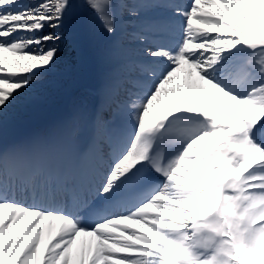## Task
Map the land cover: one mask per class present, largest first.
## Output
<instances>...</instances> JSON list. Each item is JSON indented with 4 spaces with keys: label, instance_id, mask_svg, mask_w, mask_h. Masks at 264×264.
<instances>
[{
    "label": "snow or ice",
    "instance_id": "6c2138e0",
    "mask_svg": "<svg viewBox=\"0 0 264 264\" xmlns=\"http://www.w3.org/2000/svg\"><path fill=\"white\" fill-rule=\"evenodd\" d=\"M80 8L114 66L56 132L0 140V264H264V0H0V125Z\"/></svg>",
    "mask_w": 264,
    "mask_h": 264
},
{
    "label": "rangeland",
    "instance_id": "374dc122",
    "mask_svg": "<svg viewBox=\"0 0 264 264\" xmlns=\"http://www.w3.org/2000/svg\"><path fill=\"white\" fill-rule=\"evenodd\" d=\"M131 2V0H130ZM154 9H150L148 11L151 10H155ZM164 9V8H162ZM147 14V11H143L141 14ZM86 15V13H85ZM89 15H87L88 17ZM90 20H91V31L93 33H103V31L101 30L100 26H99V22L95 21L94 19H92L91 16ZM125 20H124V31L126 33H132L129 32V28L133 27L134 30H138V23H141L139 20L137 19H132L129 18L127 16H125ZM78 25H80V17L78 15V13H76V15L73 18V22H72V26L73 27H77ZM47 30V29H46ZM61 30V29H60ZM58 30L61 39L59 41H57V43L54 45L55 47H57L58 49V53H57V57H56V62L55 64L52 66L51 71L56 72V74L58 72H62V73H69V76H75L74 72L75 71H86V65H87V59H86V55L84 53H82L83 55H81V49L79 47V40L78 38L80 37L79 32H76L74 30V32L70 35L67 36V34H65L64 29L62 33V31ZM175 30V29H173ZM72 37L73 40H69V38ZM65 39V40H62ZM67 39V40H66ZM78 40V42H77ZM134 43L138 42L133 40ZM131 45V42L129 41V39L124 41V47L127 49L128 52V56L130 58H135V57H140L141 54L137 53V50L134 47H129L128 46ZM111 46V39L106 37V40L98 45L96 47V50L92 53L94 59H96V61H98L101 64V67H99L98 69V79L100 81V84L96 87L95 90H99L105 76L110 73L111 71H109L108 66H114L113 61L109 58V56L107 55L108 50ZM84 56V59H81V62L78 63V58ZM67 70H71L68 71ZM52 76H43V75H39L38 78L34 79L32 86L30 88H28L24 93H22L14 102L13 104L7 109V115L6 118L8 120H11L12 123H16V126L13 127V129L16 128H21L24 126V123L26 121V116L28 114H26L27 109L32 107V100L34 98H38L39 95H35L34 91L36 88L38 87H42L45 86L47 84L52 85L51 81L53 80L51 78ZM74 84H81L82 87L80 89V92L84 93V94H90L92 93V89H89L86 86V81H81L78 76H76L75 79H73ZM66 88L64 90H60V89H55V87L52 88V96H53V103L54 104H59L61 103V101L64 98V92L67 89ZM79 93V92H78ZM77 93V94H78ZM82 102L80 103V105H78L77 107H75L73 109V111L75 112L78 108L82 107L81 106ZM33 108V107H32ZM60 108V106H59ZM65 122V119H59V123L60 125H62ZM8 128L10 129L11 125L9 123H7ZM58 127V126H56ZM51 128V127H50ZM46 130H41L42 133H38L40 136L41 135H47V133L45 134ZM33 134L37 135V132H32ZM52 132H49L48 134H50ZM37 135V136H39ZM35 135H33L34 137ZM136 225V224H135ZM138 227H140L138 225Z\"/></svg>",
    "mask_w": 264,
    "mask_h": 264
}]
</instances>
